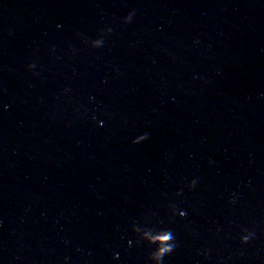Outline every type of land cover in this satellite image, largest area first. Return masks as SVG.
<instances>
[{
  "label": "water",
  "instance_id": "obj_1",
  "mask_svg": "<svg viewBox=\"0 0 264 264\" xmlns=\"http://www.w3.org/2000/svg\"><path fill=\"white\" fill-rule=\"evenodd\" d=\"M158 252L264 264V0H0V264Z\"/></svg>",
  "mask_w": 264,
  "mask_h": 264
},
{
  "label": "clouds",
  "instance_id": "obj_2",
  "mask_svg": "<svg viewBox=\"0 0 264 264\" xmlns=\"http://www.w3.org/2000/svg\"><path fill=\"white\" fill-rule=\"evenodd\" d=\"M135 16V11H131L127 14V16H125L123 18V23L124 24H131L133 19ZM58 27H61L60 25H58ZM112 34V28L111 27H106L102 33V35L104 36H110ZM104 40L103 39H95L89 42V46L92 49H101L104 47ZM35 69H36V64L35 63H30L27 66V70L30 72L35 73ZM67 91V89L65 90ZM7 107V106H5ZM102 122H101V126H102ZM148 139V134L144 133L142 135L137 136L135 139L132 140V144L133 145H138L141 144L143 142H145ZM197 181L194 179L192 180L189 184H188V188L189 190L193 189L196 186ZM233 203H235V200H233ZM187 213L184 211L180 212L181 216H185ZM255 233L250 232L245 230L244 233L241 235L240 237V243L243 245H247L253 238H254ZM171 248L165 249L166 252L171 251ZM161 256L162 253H157L154 257V259L157 261V264H160V260H161Z\"/></svg>",
  "mask_w": 264,
  "mask_h": 264
}]
</instances>
